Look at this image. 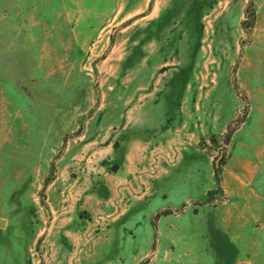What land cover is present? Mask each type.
Listing matches in <instances>:
<instances>
[{
  "label": "rangeland",
  "instance_id": "374dc122",
  "mask_svg": "<svg viewBox=\"0 0 264 264\" xmlns=\"http://www.w3.org/2000/svg\"><path fill=\"white\" fill-rule=\"evenodd\" d=\"M0 221V264H264V0H0Z\"/></svg>",
  "mask_w": 264,
  "mask_h": 264
},
{
  "label": "trees",
  "instance_id": "16d2710c",
  "mask_svg": "<svg viewBox=\"0 0 264 264\" xmlns=\"http://www.w3.org/2000/svg\"><path fill=\"white\" fill-rule=\"evenodd\" d=\"M243 26H244L245 29H248V28L251 27V23L244 22Z\"/></svg>",
  "mask_w": 264,
  "mask_h": 264
},
{
  "label": "water",
  "instance_id": "95a60500",
  "mask_svg": "<svg viewBox=\"0 0 264 264\" xmlns=\"http://www.w3.org/2000/svg\"><path fill=\"white\" fill-rule=\"evenodd\" d=\"M4 225V222L3 221H0V226H3Z\"/></svg>",
  "mask_w": 264,
  "mask_h": 264
}]
</instances>
